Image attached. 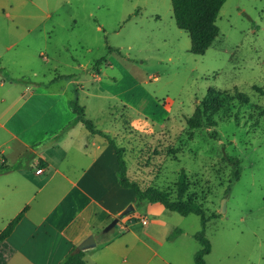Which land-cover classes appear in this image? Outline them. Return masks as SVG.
<instances>
[{
    "label": "rangeland",
    "instance_id": "374dc122",
    "mask_svg": "<svg viewBox=\"0 0 264 264\" xmlns=\"http://www.w3.org/2000/svg\"><path fill=\"white\" fill-rule=\"evenodd\" d=\"M5 4L0 96L9 111L20 109L26 84L62 76L57 85L122 150L130 181L174 198L178 174L186 173L188 196L209 218L207 264H264V0H225L218 35L202 55L190 52L170 0ZM77 83L82 91L75 95ZM211 87L237 89L248 102L221 109L214 126L190 129L186 120ZM230 158L239 161L236 180ZM166 213L169 227L186 232L175 243L176 257L194 264L200 245L190 234L200 231V217Z\"/></svg>",
    "mask_w": 264,
    "mask_h": 264
},
{
    "label": "crops",
    "instance_id": "0c3cea01",
    "mask_svg": "<svg viewBox=\"0 0 264 264\" xmlns=\"http://www.w3.org/2000/svg\"><path fill=\"white\" fill-rule=\"evenodd\" d=\"M61 80L26 84L13 112L0 96V231L27 207L6 238L14 251L6 264H59L90 235L95 246L84 251L86 264H180L174 246L186 232L166 224L162 205L137 207L134 192L118 182L113 146L77 121ZM76 87L75 95L82 91ZM128 205L131 216L103 233ZM174 228L182 233L169 240Z\"/></svg>",
    "mask_w": 264,
    "mask_h": 264
},
{
    "label": "trees",
    "instance_id": "16d2710c",
    "mask_svg": "<svg viewBox=\"0 0 264 264\" xmlns=\"http://www.w3.org/2000/svg\"><path fill=\"white\" fill-rule=\"evenodd\" d=\"M225 0H170L173 18L176 26L188 33L190 38V52L195 55H202L211 46L218 35V28L215 24ZM4 69L0 68V74H4ZM233 101L247 103L248 97L243 92L234 89L233 91L208 88L203 100L195 106L193 115L186 120L190 129H197L203 126H214L213 117L221 109L230 105ZM70 110L75 114L77 121L92 134L103 137L115 150L117 156V179L121 187L131 189L134 192L137 207H143L148 204L158 203L166 210L176 212L181 216L195 214L200 217L201 229L193 235L200 248L193 255L194 264H207L205 256L210 253V243L204 235V229L209 218L205 216L199 203L188 196V181L186 173L181 170L175 182V197L171 198L168 191L156 188L141 189L138 184L130 181L126 175V161L123 158V152L117 148L113 138L95 127L92 120L84 116V107L78 103L77 98L68 103ZM235 166L233 178L239 177V161L236 158L227 160ZM6 168L0 165V173ZM27 207L23 208L7 225L0 231V264H6L9 256L14 252L6 243V238L11 234L16 224L24 215ZM211 218L214 216H210ZM182 231L174 228L168 235V239H173ZM59 264H86L84 260V251H75L72 249L60 261Z\"/></svg>",
    "mask_w": 264,
    "mask_h": 264
},
{
    "label": "water",
    "instance_id": "95a60500",
    "mask_svg": "<svg viewBox=\"0 0 264 264\" xmlns=\"http://www.w3.org/2000/svg\"><path fill=\"white\" fill-rule=\"evenodd\" d=\"M134 211V207L132 205H128L122 212H120L117 217L112 219L103 229V233H108L111 229L115 227L117 224L118 220L127 217L131 215ZM225 212V201L222 200L220 203V210L219 213H224ZM134 221V220H132ZM95 246V241L92 235L86 237L84 240H82L75 248V251H85L89 248H92Z\"/></svg>",
    "mask_w": 264,
    "mask_h": 264
},
{
    "label": "built area",
    "instance_id": "2783aa9c",
    "mask_svg": "<svg viewBox=\"0 0 264 264\" xmlns=\"http://www.w3.org/2000/svg\"><path fill=\"white\" fill-rule=\"evenodd\" d=\"M41 171H42V169H37L36 173H40ZM142 222L145 223L146 222L145 219H143Z\"/></svg>",
    "mask_w": 264,
    "mask_h": 264
}]
</instances>
